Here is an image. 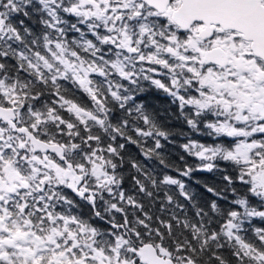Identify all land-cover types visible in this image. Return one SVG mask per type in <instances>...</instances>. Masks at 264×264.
Returning <instances> with one entry per match:
<instances>
[{
    "label": "snow or ice",
    "instance_id": "obj_1",
    "mask_svg": "<svg viewBox=\"0 0 264 264\" xmlns=\"http://www.w3.org/2000/svg\"><path fill=\"white\" fill-rule=\"evenodd\" d=\"M0 264H264V0H0Z\"/></svg>",
    "mask_w": 264,
    "mask_h": 264
},
{
    "label": "trees",
    "instance_id": "obj_2",
    "mask_svg": "<svg viewBox=\"0 0 264 264\" xmlns=\"http://www.w3.org/2000/svg\"><path fill=\"white\" fill-rule=\"evenodd\" d=\"M149 102L151 104L155 105L158 108H162V107L165 106L166 100H165V98L162 95L156 94V93H152L149 96ZM182 142H184L182 138H177V146H175L172 149V156H171V159L172 160H178V156L181 155V154H183L182 151L178 147V144L179 143H182ZM186 158L189 160V162L192 161V158L191 157H186ZM196 175H197V177H200V178H203V177H206L207 176V174H202V173H198ZM207 178L208 179H211L210 176H207Z\"/></svg>",
    "mask_w": 264,
    "mask_h": 264
}]
</instances>
